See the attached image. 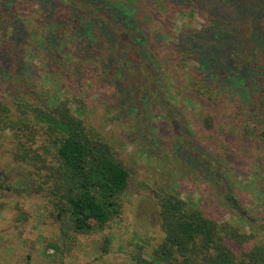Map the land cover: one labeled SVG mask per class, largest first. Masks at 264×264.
<instances>
[{
  "label": "trees",
  "instance_id": "16d2710c",
  "mask_svg": "<svg viewBox=\"0 0 264 264\" xmlns=\"http://www.w3.org/2000/svg\"><path fill=\"white\" fill-rule=\"evenodd\" d=\"M171 89L200 110L215 139L209 158L197 141L184 149L179 133L171 149L155 128L161 115L177 120ZM99 114L129 124L124 141L140 132L147 145H167L169 156L180 150L193 170L218 177L223 154L264 142V0H0V136L63 241L103 230L130 183L132 169ZM263 156L255 159L262 173ZM174 164L169 158L164 169ZM154 192L162 239L128 264H264V242L242 248L252 233L170 187Z\"/></svg>",
  "mask_w": 264,
  "mask_h": 264
},
{
  "label": "rangeland",
  "instance_id": "374dc122",
  "mask_svg": "<svg viewBox=\"0 0 264 264\" xmlns=\"http://www.w3.org/2000/svg\"><path fill=\"white\" fill-rule=\"evenodd\" d=\"M183 20L178 16L176 25H181ZM53 87L45 83V88ZM169 96L174 101L173 110H178L177 120L167 119L164 123L161 115L153 120L155 128L163 131L170 148V140L179 133L178 139L184 149L193 151L197 141L201 149L208 151L202 157L209 158L215 139L209 138L203 129L200 110L175 95L173 89ZM96 117L102 131L122 149L124 161L132 169L129 186L122 195L120 213L103 230L96 228V231L63 241L43 197L32 191V179H23L19 170L14 169L10 153L13 144L0 136V264H128L129 257L137 252L148 257L163 236L154 192L157 185L176 190L189 203L201 205L240 232L252 233V238L243 243V249L264 242V172L258 171L255 165L256 157L264 154V142L247 141L223 154L215 164L221 167L217 177L211 176L208 170H200L201 166L193 170L180 150L169 156L167 145L161 148L152 143L147 145L140 132L124 141L122 133L131 132L129 124L120 120V125L107 122L100 114ZM169 158L178 164L170 165L166 171L165 162ZM218 183L223 193H227V200L221 196Z\"/></svg>",
  "mask_w": 264,
  "mask_h": 264
}]
</instances>
